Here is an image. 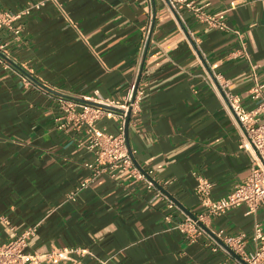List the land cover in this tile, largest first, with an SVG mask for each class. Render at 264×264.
<instances>
[{"label": "crops", "instance_id": "obj_1", "mask_svg": "<svg viewBox=\"0 0 264 264\" xmlns=\"http://www.w3.org/2000/svg\"><path fill=\"white\" fill-rule=\"evenodd\" d=\"M42 1L20 21L19 40L0 31L15 63L0 56V244L35 229L28 252L41 256L39 264H52L44 256L63 249L85 252L58 264H246L211 237L245 234L252 255L256 221L264 233V207L255 215L245 206L209 215L198 190L206 181L212 199H222L251 173L240 131L207 68L215 66L229 91L251 107L254 85H264V0H192L226 30L186 8L182 25L163 0H154L141 62L150 20L146 0H0V10L20 12ZM234 31L242 34L247 55ZM139 76L144 95L129 124L134 164L152 171L156 189L183 208L175 203L178 209L169 210L157 190L122 171L101 175L71 200L90 176L85 164L94 153L80 146L86 128L64 118L59 98L87 101L99 94L124 102ZM119 124L103 119L99 127L116 134ZM190 214L204 215L207 234L195 242L175 229Z\"/></svg>", "mask_w": 264, "mask_h": 264}, {"label": "built area", "instance_id": "obj_2", "mask_svg": "<svg viewBox=\"0 0 264 264\" xmlns=\"http://www.w3.org/2000/svg\"><path fill=\"white\" fill-rule=\"evenodd\" d=\"M153 1L146 0L150 9L149 27L141 48L140 62L144 55L149 39V30L153 19ZM174 19L180 24H184L181 14L182 8L192 12L196 19L206 23L208 26L226 30L227 25L215 15H209L203 10V6L195 4L192 0H163ZM45 2H38L30 5L20 12L0 10V31L6 33L15 40H19L22 35L23 25L20 21L31 14V11L41 8ZM187 37L194 42V35L187 30ZM241 45V51L247 55L246 44L243 36L238 31H234ZM0 53L6 57L8 55V43L0 39ZM208 69V78L212 86L222 92L224 107L230 118L237 125L241 135V148L248 153L251 159V173L249 177L226 197L214 200L211 197L210 184L206 181L200 182L199 195L202 206L209 215H220L233 209L245 206L247 214L255 215L258 210L264 207V85L256 82L252 89L251 99L253 104L247 107L243 104L242 98L229 91V81L225 80L221 74L216 72L215 66ZM144 95L143 90H134L124 102L104 99L99 94L81 101L78 99L59 98L60 108L64 112L69 122H75L78 126L86 128V137L80 142V146L86 147L94 153V160L87 162L85 167L90 172V176L84 179L76 189L71 192L70 199L75 201L77 196L101 175L110 172L115 175L122 171L130 173L136 180L146 181L149 189L157 190V196L167 199L168 209L173 211L178 209L173 200L156 189L151 180L152 171L138 169L128 150L125 137V126L129 111L131 112L130 122H134L140 112V103ZM117 118L120 121L118 133H110L99 127V122L103 119ZM171 214L165 216L166 221H172ZM204 215L193 219L191 216L175 225L190 242H195L201 236L207 234L202 223ZM35 229H30L19 237L0 244V264H39L41 256H36L28 252V240L34 235ZM211 237V236H210ZM218 248L227 254L238 255L242 262L246 264H264V233L259 222H255L252 240L255 248L252 255L247 254L246 235H225L223 231L215 233L214 239ZM218 240V241H217ZM84 253L85 250L63 249L58 252L44 256L46 262L58 264L61 261L69 260L72 254ZM232 252V253H231ZM239 260V259H238ZM101 264H109L110 260H101Z\"/></svg>", "mask_w": 264, "mask_h": 264}, {"label": "water", "instance_id": "obj_3", "mask_svg": "<svg viewBox=\"0 0 264 264\" xmlns=\"http://www.w3.org/2000/svg\"><path fill=\"white\" fill-rule=\"evenodd\" d=\"M148 49V48H147ZM0 56L2 57V58H5L8 62H10V63H12V64H15L13 61H11L8 57H6L4 54H1L0 53ZM140 73H142V69H141V72ZM32 78V77H31ZM33 80H34V82H36L37 84H39L41 87H43L45 90H47L48 92H51V93H53V94H57L55 91H53V90H51V89H49L48 87H46L45 85H43V84H41L40 82H38L37 80H35L34 78H32ZM139 79H140V76H139V78H138V80H137V83H136V86H135V88H134V95L136 94V91H137V89H138V86H139ZM58 95H60L61 96V94H58ZM130 118H131V112L129 111V113H128V117H127V120H126V126H125V137H126V140H127V146H128V150H129V152H130V154H131V157H132V159H133V161H134V163L136 164V161H135V159H134V157H133V154H132V150H131V147H130V143H129V124H130ZM151 180L153 181V183L155 184V185H158L157 184V182L156 181H154L152 178H151ZM159 188L161 189V187L159 186ZM169 197L179 206V207H181V208H183L182 206H181V204H179L176 200H174V198L173 197H171L170 195H169ZM190 216L193 218V219H197L194 215H192V214H190ZM232 253V252H231ZM237 259H239V260H241V258L238 256V255H235L234 253H232Z\"/></svg>", "mask_w": 264, "mask_h": 264}]
</instances>
